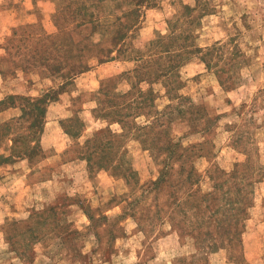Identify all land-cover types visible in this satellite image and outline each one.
Masks as SVG:
<instances>
[{"label":"rangeland","instance_id":"374dc122","mask_svg":"<svg viewBox=\"0 0 264 264\" xmlns=\"http://www.w3.org/2000/svg\"><path fill=\"white\" fill-rule=\"evenodd\" d=\"M56 1L0 0V100L35 98L61 85L62 79L37 68L13 71L1 57L6 39L20 25L40 22L46 32L56 31ZM131 1L128 9H136ZM118 7L108 0L97 8L107 31L96 39L113 35ZM189 32L197 46H215L212 68L197 55L178 68L171 87L155 81L169 62L158 51L164 46L153 42ZM120 47L113 60H93L49 103L36 136L30 118L22 117L20 100L0 111V264H264V173L239 246L212 251L196 238L212 229L209 215L216 207L208 210L203 201L213 190L211 175L230 172L250 158L264 165V0H148ZM136 69L152 81L155 110L185 105L184 113L172 114L166 138L158 143L149 142L163 134L151 130L154 113L118 122L106 103L132 89ZM121 73H131L130 78H112ZM104 86L114 95L106 96ZM171 94L189 101L173 100ZM63 122L79 136L67 133ZM16 137L19 148L38 139L39 153L5 160ZM172 140L181 147L167 165L168 176L160 190L149 191L166 166ZM182 165L193 168L198 179L193 185L180 183ZM222 198L220 193L215 201L224 203Z\"/></svg>","mask_w":264,"mask_h":264},{"label":"trees","instance_id":"16d2710c","mask_svg":"<svg viewBox=\"0 0 264 264\" xmlns=\"http://www.w3.org/2000/svg\"><path fill=\"white\" fill-rule=\"evenodd\" d=\"M107 1L96 0L94 4L87 5L79 0H57V12L52 16L56 26L55 32H46L42 23L40 24L39 22L14 28L12 35L6 39L3 46L6 55L1 57L10 65V68L13 67V71L17 68H22L23 70L37 68L46 76L62 79L61 85L56 89L52 88L39 97L9 95L5 99L0 100V111L14 105L17 100L21 101L19 105L23 113L22 117L28 116L31 120L30 126L36 127L34 136H36L38 130H42L49 103L57 100L59 93L68 84H71L76 76L89 70L93 60L100 63L115 58L113 53L121 50L120 46L127 39L129 32L139 23L140 6L148 0H110L117 7L119 6V10L116 9V12H114L116 15L110 25L112 29L115 25L113 35L102 41V38L96 39V37L99 34L103 36L107 31V26L104 22L106 17L103 18L104 16H101L100 11L97 12V8L102 9ZM127 1L135 3L136 9H128L131 5ZM125 4H128L126 8H124ZM107 41L111 43L109 47L103 45ZM158 44L164 46L163 49L158 51L160 54H166L169 64L166 71L158 75L155 81L163 80L167 86H170L172 78L178 77V68L197 55H200L201 60L206 63L209 69L212 68L209 56L215 52V46L206 49L197 46L195 44V35L192 32L186 33L184 36L172 35L167 40L163 38L156 39L153 42V46ZM134 73H136L138 81L132 85V89L129 92L114 95L113 89L108 92L105 86L102 87V92L106 96L114 95L111 100H106V103L110 104L112 113L115 115L113 119L118 122L126 123L132 115L154 113L151 130L153 127H157L163 134L158 139L146 140L151 143H158L163 137V139L166 138V130L172 122L174 114L185 112V105L178 103L169 109L155 110L157 92L150 85L152 81L144 77L145 75L138 74L137 69ZM130 74L121 73L112 78L119 79L125 78V76L130 78ZM230 78L231 76L228 77V80ZM141 82L147 84L148 88L145 89L140 86ZM220 83L223 85L225 81L220 78ZM175 84L178 90L182 86L178 78L175 80ZM170 97L173 100L189 101L188 97L179 94H171ZM133 106L137 107V111H131ZM146 107L149 108V111L140 109ZM63 124L67 133L72 136H79L80 132L75 131V127L70 128L64 122ZM20 137L23 139V136ZM18 140V137L14 138L12 152L8 157H3L7 158L5 160L8 161L11 158L23 156L32 158L39 153L38 139L34 144H31L32 146L25 142V145L21 146V148L17 145ZM180 147L181 143L173 140L170 142L166 150L168 154L166 166L161 171L160 177L152 182V188L149 191L160 190L161 182L168 176L167 165L176 157ZM182 154L178 155L181 156ZM105 157L108 158L107 155ZM183 166H180L179 172L185 178L182 179L180 177V183L182 185H193L198 180L194 178L193 168L186 169ZM100 167H104V165H100ZM263 173L264 165L260 162H254L250 158L246 162L235 164L234 169L230 172L221 170L217 174L211 175L214 182L213 190L203 195V201L206 203L207 209L216 207L209 215L210 225L213 230H208L205 234L206 237H196L198 242L206 241L204 247L210 248L212 251H216L218 248L230 249L239 246V243L242 242V232L245 227L244 222L248 208L253 204L254 188L256 183L262 179ZM176 186L178 185L175 183ZM182 188L180 186V190ZM178 189L177 187L176 191ZM190 189L191 187L188 189L189 193L191 192ZM176 191L174 194L177 200L175 205L179 206L181 205L179 199L181 196L177 195ZM220 193L223 194V198L220 200L225 199L223 200L224 203L215 201L216 196Z\"/></svg>","mask_w":264,"mask_h":264}]
</instances>
